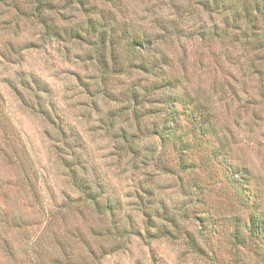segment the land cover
I'll list each match as a JSON object with an SVG mask.
<instances>
[{
    "label": "rangeland",
    "instance_id": "374dc122",
    "mask_svg": "<svg viewBox=\"0 0 264 264\" xmlns=\"http://www.w3.org/2000/svg\"><path fill=\"white\" fill-rule=\"evenodd\" d=\"M87 1L112 13L121 38L178 25L161 42L173 59L166 72L181 77L188 102L210 105L214 130L170 143L150 167L119 157L128 110L96 88L78 38L94 37L87 4L0 0V264H264V240L242 247L233 236L238 220L264 211V98L191 38L219 17L195 0ZM226 46L215 50L230 55ZM128 77L106 91L115 96ZM175 108L189 131L186 106ZM154 139L136 144L148 152ZM232 173L245 178L239 190Z\"/></svg>",
    "mask_w": 264,
    "mask_h": 264
},
{
    "label": "trees",
    "instance_id": "16d2710c",
    "mask_svg": "<svg viewBox=\"0 0 264 264\" xmlns=\"http://www.w3.org/2000/svg\"><path fill=\"white\" fill-rule=\"evenodd\" d=\"M45 2L47 0L39 3ZM76 3L81 6L87 4L88 7L84 10L90 13L87 14V34H93L94 37L78 38L88 47V63H92L98 71L96 88L99 87L98 92L103 100H121L125 104L124 108L128 110V130L124 126L119 127L116 137L122 140L123 145L114 146L119 157L132 156L136 162L150 167L156 158L158 160L155 163L160 160L162 152L170 143L186 144L188 136H195L197 132L201 136L211 134L214 124L211 122L210 105L205 106L201 101L193 104L188 102V95H181L177 91L181 86V77L166 72L172 66L173 59L167 50L161 48V42L175 40L179 35L178 25L172 32H164L154 38L129 32L127 29L121 38L117 35L112 13H109V17H103V9L91 7L87 0H68L69 5ZM195 3L197 7L206 8L219 18L218 21L213 20L212 23L202 26L191 38L195 37L205 44L212 57L230 62L238 70L234 77L251 78L257 89L255 93L264 98V0H195ZM99 12L102 16L97 20L96 15ZM217 46L230 48V55L226 50L220 49L216 52ZM157 72L163 76L157 80L150 79L149 76ZM124 75L129 76V81L118 89L115 96L106 91L108 80H116ZM177 102L186 106L187 109L184 110L193 119V127L184 133V127L180 123L183 113L175 108ZM145 106H152L156 110L147 111ZM111 117L112 120L109 116V123L115 127L114 119L117 116ZM151 137L155 139L146 146L148 152H145V146L142 150L136 144ZM141 151H144L143 155ZM233 175L237 182L236 189L239 190L245 183V178L240 173H232ZM238 221L240 223L235 226L233 236L235 241L241 242L242 247L249 244L251 246L258 239L264 240V211L253 209L246 219Z\"/></svg>",
    "mask_w": 264,
    "mask_h": 264
}]
</instances>
